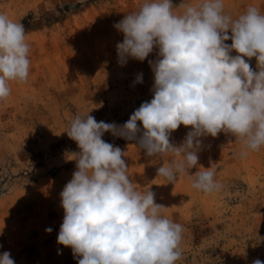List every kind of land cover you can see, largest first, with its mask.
Returning <instances> with one entry per match:
<instances>
[{"label": "rangeland", "instance_id": "rangeland-1", "mask_svg": "<svg viewBox=\"0 0 264 264\" xmlns=\"http://www.w3.org/2000/svg\"><path fill=\"white\" fill-rule=\"evenodd\" d=\"M199 2L172 0L174 7ZM142 3L0 0V13L24 25L30 45L27 82H10L11 94L0 101V254L10 252L15 264H78L71 248L57 243L64 217L60 193L80 151L65 131L76 115L88 112L97 122L121 126L153 98L149 61L158 58V48L144 61L128 58L124 65L116 48L124 37L114 25ZM249 5L264 13V0H224V11L235 18ZM245 60L259 70L255 57ZM138 74L142 83L135 82ZM138 127L139 137V121ZM190 130L181 124L170 142L179 146ZM102 139L125 152L134 187L153 191L155 202L168 207L162 215L183 226L176 264L264 261V146L241 157L243 144L230 134L201 137L198 166L189 174L212 167L222 185L205 194L192 188L187 174L174 185L157 175L170 155L149 157L136 140L111 132Z\"/></svg>", "mask_w": 264, "mask_h": 264}, {"label": "clouds", "instance_id": "clouds-1", "mask_svg": "<svg viewBox=\"0 0 264 264\" xmlns=\"http://www.w3.org/2000/svg\"><path fill=\"white\" fill-rule=\"evenodd\" d=\"M114 27L124 37L116 45L121 65L128 58L144 61L158 48V58L149 61L153 98L121 126L97 122L89 112L71 121L65 132L80 151L60 193L64 217L57 243L70 247L78 264H176L183 255V226L162 215L168 207L155 202L153 191L134 187L125 152L102 136L136 140L149 157L170 155L157 169L168 183L187 174L192 188L218 192L222 185L212 167L192 175L189 170L198 166L204 136L230 134L243 144L241 157L264 146V13L249 5L234 18L225 13L224 0L178 7L172 0H144ZM29 54L24 25L0 13V101L11 94L10 82H27ZM245 57H255L259 70ZM135 82L142 83V74ZM181 124L191 130L176 146L170 135ZM0 264H15L10 252L0 254Z\"/></svg>", "mask_w": 264, "mask_h": 264}]
</instances>
